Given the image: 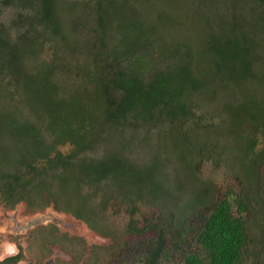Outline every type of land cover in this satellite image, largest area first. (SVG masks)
I'll return each mask as SVG.
<instances>
[{"label": "trees", "instance_id": "1", "mask_svg": "<svg viewBox=\"0 0 264 264\" xmlns=\"http://www.w3.org/2000/svg\"><path fill=\"white\" fill-rule=\"evenodd\" d=\"M65 2L93 9L87 15L90 17L87 33L91 38L86 46L91 56L86 61H92V66L84 71L73 69L65 62L62 65L57 63L60 55L65 59L69 53H75L74 48L59 45L66 37L64 27L68 31L72 20L65 18ZM257 2L264 5V0ZM111 3L112 0H0V5L5 8L16 9L14 33L11 29L7 32L0 21V80L6 75L12 78L11 90L0 82V206L14 209L17 204L25 202L30 211L53 206L83 220L89 228L113 237L110 231L102 230L95 220V211L88 208L84 187L93 185L101 196V206L118 199L130 206L131 215L137 211L140 202L158 212L155 219L144 227L136 225L134 218L128 226L131 233L141 234L149 230L155 235V239L148 242L149 247L137 254L144 264H170L172 250L168 241L169 237L177 240V231L179 240L185 244L180 264H240L249 241L247 215L252 212V202L232 191L216 199L209 181L200 179L199 168L208 160L216 168L222 165L235 168L236 165L245 176L247 186L253 188L250 194H259L264 200V176L261 183H257L259 171L262 172L264 167V129L261 132L258 129L264 125V114L262 118H249L254 112L250 109L240 115L235 101L222 108L215 107L208 114L205 93L211 87L210 80L185 84L176 80L175 75L169 78L167 72H173L174 67L161 48L151 49V54L144 50L154 64L147 79V65L133 49L139 34L134 33L131 38L122 34L117 40V50L109 49V18L105 12L106 5ZM78 26L79 22L75 21L72 28ZM32 39L36 43L30 48V42L27 47V41ZM45 41L54 43L52 54L47 58L42 56L43 46L42 49L36 48ZM237 42V36L225 41L226 44ZM244 50L248 51L247 48ZM228 57L233 69L243 62L236 49ZM26 60L31 63L27 64ZM34 63L46 67L47 77L45 81L42 77L37 80L36 93L32 88ZM22 66H26L25 71ZM18 71L23 73L22 81L27 90L26 97L22 98L16 97ZM82 78L88 80L84 94L71 92L64 96L61 93L68 88L73 90ZM59 83L62 85L60 92ZM229 84L233 85L230 87ZM223 85L231 90L236 88V84L229 80ZM47 86L53 91L48 99L44 90ZM91 88L96 89L94 94ZM29 91V99L38 95L39 103L46 106L31 108ZM213 93L211 101L216 100L219 92ZM248 101L259 107L264 105V97L260 100L256 96L248 97ZM228 110L233 113L229 114ZM231 128L242 132V138L247 141L243 146L246 152H255L254 158L246 160L238 155L233 164L225 154L236 146L215 144L214 138L224 137ZM246 130L252 139L244 135ZM175 131L178 145L183 144L184 150L190 149L188 158H191L192 166L189 168L194 172L193 182L199 187L194 190V195L191 190L193 199L188 203V196L183 198L184 193L180 191L182 198L175 200L174 209L168 202L146 197L145 164L135 159L133 153L145 141L163 140L164 134L175 136ZM66 146L70 149L64 150ZM177 161L186 163V159ZM180 167L176 161L175 166L169 167L172 181L177 190L190 193L187 187L190 180L185 178ZM183 178L185 182H182ZM131 183L142 184L137 187ZM77 191L86 198L80 205ZM161 191L162 188H156L155 193ZM234 203L238 208L236 212ZM261 205L264 209V201ZM193 219H199L198 229L186 224L187 220ZM36 229L47 230L50 238V234H60L66 240L81 237H69L67 231H61L54 223ZM25 259V252L19 244L18 252L0 260V264H18ZM75 264H78L77 260Z\"/></svg>", "mask_w": 264, "mask_h": 264}, {"label": "rangeland", "instance_id": "2", "mask_svg": "<svg viewBox=\"0 0 264 264\" xmlns=\"http://www.w3.org/2000/svg\"><path fill=\"white\" fill-rule=\"evenodd\" d=\"M106 1L108 2V0ZM217 3L220 5L217 6ZM86 7L83 4L64 3L65 18L72 20L68 31L64 27L63 32L66 37L59 45H66L69 49L74 48L75 53H69L65 59L60 55L57 61L59 65L65 62L73 69L81 71L90 69L92 66V61L89 63L86 61V58L91 59L86 51V46L91 38L87 33V27L90 25L88 22L90 17L87 15L91 14L93 9L89 10ZM15 10L0 5V21L3 22L7 32L10 29L13 33L15 32ZM105 14L109 18L107 33L110 39V51L117 50V40L122 34L128 38H131L134 33L139 34L140 38L136 41L133 49L135 54H139L142 62L147 65V79L150 75L149 70L154 69V64L150 56L144 53V50L151 54V49L161 48L163 49L162 53H165L168 61L171 62L170 65L174 67L173 72L170 74L169 71L167 72L166 76L169 78L175 75L176 80L185 84L210 80L211 87L205 93L208 114L215 107L222 108L235 101L239 106L238 109L236 108L238 114L241 115L252 109L254 112L249 118H262L264 105L259 107L248 101V97L256 96L258 100L264 97V5L257 0H112L111 5H106ZM75 21L79 22V26L73 29ZM160 36L163 37L164 42ZM234 36L238 37L237 43H225L227 39ZM35 43L36 40L32 39L27 41L26 46L28 47L30 44V48H32ZM36 48H41L44 52H42V56L47 58L52 54L54 43L45 41ZM244 48H247L248 51L246 52ZM234 49L240 52L243 59L236 69L231 68V60L228 57ZM20 60L23 62L24 58L22 57ZM26 63L28 64L29 60H26ZM34 65L36 68L32 75V88L36 93L37 80L42 77L45 81L47 77L45 66L40 63H34ZM216 65H220V67L217 68ZM25 69L26 66H22V70L25 71ZM214 69H217L218 74ZM16 76L19 80L16 97H26L27 90L25 82L22 81L23 73L18 71ZM58 77H60V73ZM226 80L235 83L236 88L228 89L223 85ZM0 82L8 90H11V76H4ZM87 83L88 80L82 78L74 85L73 90L68 88V91L65 90L61 93L64 96L71 92L84 94ZM61 89L62 85L59 83L58 91L60 92ZM44 90L47 99L53 95L49 86ZM90 91L94 94L96 89L91 88ZM215 91L219 92L216 94L218 95L216 100H209L215 95L213 93ZM30 96L29 91L28 99ZM71 98L72 96H69V99ZM29 100L31 108L39 109L46 106V104L39 103L38 95ZM228 111L229 114L233 113L231 110ZM258 129L261 132L264 125ZM230 131L224 137L214 138L216 145L218 142L219 145L229 143L232 147H241L228 150L225 154L226 157L232 160L233 164L239 158L238 155L246 160L254 158L255 152H246L243 146L247 141L242 138V132H238L236 128H231ZM244 135H248L249 139L253 138L247 130ZM63 149L69 150L70 146ZM189 150H184L183 144L178 145L176 131L175 136L164 134L163 140H147L134 150V158L145 164L144 192L147 198L168 202L174 209L175 200L182 198L180 191L184 193L183 198L188 196L187 203L193 199L192 194L194 195V190L199 185L193 182L194 172L189 168L192 166L190 165V163L192 164L191 158H188ZM181 159H186V163L177 161ZM175 161L179 167L183 166V169L181 167L180 169L185 178L190 180L187 185L190 193L175 188L169 171L171 165L175 166ZM234 167L236 170L223 165L216 168L208 160L199 168V177L203 181H209L214 189L216 199L223 198L229 191H232L243 195L245 199L252 202V212L247 215L249 241L244 249L245 256L240 264H264V209L261 205L264 200L259 194H250L253 188L247 186L245 176L239 167L236 165ZM263 176L264 167L262 172L259 171L257 183H261ZM185 178L182 179V182L186 181ZM141 184L131 183L137 187ZM156 188H162L160 194L155 193ZM84 190L87 191L86 196L88 195V208L95 211L97 224L102 226V230L110 231L113 237L105 235L101 230L89 228L83 220L77 219L71 213L68 214L69 212L55 210L53 206L30 214L27 213L25 204H19L23 205L24 209L21 210L22 206H19L16 210L9 212L8 214L19 216L18 220L15 219L16 222H11V225L7 226L8 222L5 218L7 208L0 206V259L17 253L18 244L21 242L26 247V250L23 248L26 259L18 264H75L76 260L78 264H144L137 254L149 247L148 242L151 243L155 239V235L149 230L141 234L131 233L128 226L131 219L134 218L136 225L144 227L149 221L155 219L158 212L147 203L140 202L137 211L131 215L130 206L118 199L112 200L107 206H101V196L93 185L91 187L86 185ZM76 193L80 205L86 198L80 191ZM234 210L235 212L238 210L236 203H234ZM86 212L89 213L88 210ZM7 216L10 218L9 215ZM181 216L178 215L179 220H181ZM50 222L60 226L61 231H67L69 237L74 235L81 237L66 240L62 239L60 234H50V238L48 231L36 229L26 244V236H15V234L26 233L40 224ZM175 223L176 221L173 222L174 229ZM186 224L198 229L199 219L187 220ZM175 239L177 240L169 237L168 241V247L172 250L170 264H180V257L183 259L184 256L182 247L185 248V244L179 240V231L175 234ZM54 241L57 243H53Z\"/></svg>", "mask_w": 264, "mask_h": 264}, {"label": "flooded vegetation", "instance_id": "3", "mask_svg": "<svg viewBox=\"0 0 264 264\" xmlns=\"http://www.w3.org/2000/svg\"><path fill=\"white\" fill-rule=\"evenodd\" d=\"M19 204H25V206H26V211H27V213H30V214H33V212H35L34 210H29L28 208H27V205H26V203L25 202H21V203H19ZM19 204H17V206L14 208V209H10V208H7V213L5 214V218H6V221L8 222H6L7 223V226L8 225H11V222H14L15 221V219L16 220H18V216L16 217V216H14V214H8L9 212H11V211H14V210H16V208H18L19 206H22V208H21V210H23L24 209V206L23 205H19ZM2 206V205H1ZM3 207V206H2ZM3 208H5V207H3ZM48 208V207H47ZM46 209V208H45ZM41 210H43V209H41ZM56 210V209H55ZM36 211H38V210H36ZM66 213V212H65ZM68 214H70V213H68ZM7 215H9L10 216V218H8V216ZM72 215V214H71ZM16 222V221H15ZM86 223V222H85ZM49 224H51V222L50 223H47V224H40V225H38V226H43V225H49ZM55 224V223H54ZM87 224V223H86ZM57 225V224H56ZM37 226V227H38ZM37 227H35V228H33V229H31L30 231H28V232H26V233H19V234H15V236H17V235H24V236H26V238H25V243L26 244H28V242H29V239H30V235L32 234V232L37 228ZM60 227V226H59ZM45 232H47V230H45ZM20 242V241H19ZM19 244H21L22 245V243L20 242ZM18 244V245H19ZM22 247L23 248H25V250H26V247L24 246V245H22ZM27 253V252H26ZM14 254H16V253H14ZM11 255H13V254H11ZM10 256V255H9ZM7 257V256H6ZM4 259V258H3ZM0 260H2V259H0Z\"/></svg>", "mask_w": 264, "mask_h": 264}]
</instances>
